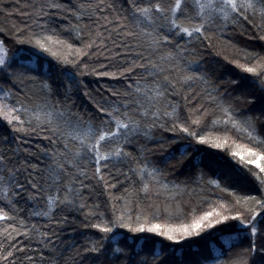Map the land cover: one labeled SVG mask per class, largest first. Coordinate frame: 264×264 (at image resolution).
<instances>
[{
	"label": "snow or ice",
	"instance_id": "snow-or-ice-1",
	"mask_svg": "<svg viewBox=\"0 0 264 264\" xmlns=\"http://www.w3.org/2000/svg\"><path fill=\"white\" fill-rule=\"evenodd\" d=\"M16 7L26 19L8 35L29 50L22 55L0 39V123L14 133L39 132L47 145L22 157L23 136L0 137V264H248L233 249L246 241L245 253L264 251V57L252 56L254 66L235 64L262 94L256 106L251 88L234 94L239 80L232 90L215 84L195 43L229 22L264 33V0H17ZM100 57L120 60L128 84L95 101V111H81L72 86L96 72L86 61ZM57 65L77 71H65L57 85ZM154 129L172 133V144L200 147L191 156L185 147L178 158ZM220 161L239 174L235 187L222 184ZM204 167L213 178L205 180ZM117 184L121 195L112 193ZM101 189L107 199L94 200ZM183 195L197 203H170ZM70 211L95 230L80 233L82 244L60 238ZM194 237L202 243L184 251L182 242Z\"/></svg>",
	"mask_w": 264,
	"mask_h": 264
},
{
	"label": "trees",
	"instance_id": "trees-1",
	"mask_svg": "<svg viewBox=\"0 0 264 264\" xmlns=\"http://www.w3.org/2000/svg\"><path fill=\"white\" fill-rule=\"evenodd\" d=\"M74 2L75 0H69V3ZM109 2H111V0H109ZM120 2L122 3V0H120ZM4 5H7V8L4 9L5 14L0 15V29L3 30L0 32V39L7 40L9 48L20 49L21 54L26 55L27 51L29 50V46L15 44V41L12 40L8 35V29H10L13 25H16L17 27H23L26 17L22 16L17 10V0H0V7H3ZM20 7H24L23 2L20 3ZM7 12H12L13 15L9 16L6 14ZM112 14L114 15L115 13ZM217 23L221 24L222 22L218 21ZM256 23H259V20H257ZM261 34L264 33L258 31L251 23L229 22L226 27L210 28L207 32V35L211 38L210 40L204 39L203 43H200L199 41L195 42L199 56L203 57V67L210 72L211 78L215 81V84L222 85V91L224 89L232 90L234 86L231 84V81L233 79L239 80L241 87L236 88L234 94L238 95L246 88H251L257 101L256 106L259 105V100L262 94L255 90V85L252 84L253 77L251 74L243 72L241 69L235 67V64L238 62L245 63L246 66H254L257 63V59L259 57H264V41L258 39L259 35ZM72 42L75 46H80V41L77 40ZM245 53L249 54L247 58L245 57ZM254 55L257 56V59H252V56ZM86 62L90 63L91 67L96 69V72H90L83 76L77 77V79L80 81V86L79 89H76L75 85L72 86V99L75 100L77 107L81 111L90 112L95 111V101L100 100L101 97L106 100L109 99L113 89H120L123 91V89L128 84V80L119 77V72L122 70L118 67V65L121 63L120 60H104L103 57H100L99 62L97 63H93L92 61ZM53 63H55V61H53ZM101 64L106 66L101 67ZM65 71L75 73L77 69L71 65H57V85H59L63 80ZM104 71L116 73L118 78L113 79L111 76L99 75V73ZM13 91L15 92V89H13ZM85 92L89 93L90 96L85 95ZM16 95L20 100H24L23 94L16 93ZM53 99H62V96L54 97ZM10 102L15 103L14 100ZM12 128L13 126L8 125L7 122L0 123V137H8L9 139L15 141L16 138L23 136L25 143H22L20 148L22 157L28 152H32L34 155L39 154L40 150L47 145V141L39 132L31 135H24L22 133H14ZM153 133L154 139L156 140H159L163 137L164 148L167 149L168 152L174 153L178 158L180 151H183L185 147H188L189 156L193 155V152L197 147H200L195 145L194 142H191V146L189 147V141L187 140H177V143L172 144L168 138L173 134L170 132H165L163 129H154ZM12 146H16L15 142ZM242 146L243 142H239L236 150L239 151ZM148 147L158 148V145L149 142ZM221 155L223 156L224 154L221 153ZM156 158L157 157H153V159ZM200 158V153H196V159L199 160ZM168 163L169 165L176 164L177 161H169ZM204 163L207 164L208 160L205 159ZM203 170L206 174L205 180L213 178V173L209 172L207 167H204ZM216 171L219 172V178L222 184H228L233 187L236 186L235 180L232 177H237L239 174L232 172L230 167L225 165L223 161H220L218 166H216ZM89 175H91V173H89ZM194 175L198 176V171ZM186 178V174L175 175V179L179 181H185ZM120 179H123V177H120ZM169 179H173L172 174L169 175ZM112 182L116 183L114 179ZM91 183L95 184V181L93 180ZM190 187L194 188L195 185L192 184ZM117 189H113L112 193L114 195H121L123 193V189L120 188L119 184H117ZM108 195V193L103 192V189H101L100 191L94 193L93 199L95 200L98 197L99 201H103L107 199ZM215 195L225 196L227 199L231 200V197H227L226 193H221L218 189L215 190ZM170 203H172L174 207L179 205L183 208L184 206L191 207L197 203V200L195 197H192L190 204L189 197L187 195H183L178 196L175 200L170 201ZM23 215H27V213H24ZM63 215L64 213H58V218L62 217ZM67 216L68 222L63 226V231L60 233L61 240L66 243H70L72 241H76L77 244L84 243V238L80 235V233L90 234L95 230L85 229L83 227L82 222L84 217L80 213L70 211L67 212ZM34 220L35 218H33V221ZM161 222H164L163 218ZM154 239L159 240L160 238L156 237ZM18 240H23V237H19ZM163 243L165 246H167L170 242L164 241ZM182 243L184 245V251H187L189 248H191L192 251H195L202 241H200V238L194 237L190 241H185ZM247 246V242L245 241L241 247L233 249V258L246 260L248 264H264V251H257L249 255L243 251V248ZM175 247L177 252L181 251V247L179 245ZM156 248L159 249L160 245L157 244ZM166 251H171V249L167 248Z\"/></svg>",
	"mask_w": 264,
	"mask_h": 264
}]
</instances>
